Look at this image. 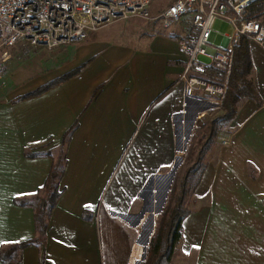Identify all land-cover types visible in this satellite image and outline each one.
<instances>
[{
  "label": "crops",
  "instance_id": "1",
  "mask_svg": "<svg viewBox=\"0 0 264 264\" xmlns=\"http://www.w3.org/2000/svg\"><path fill=\"white\" fill-rule=\"evenodd\" d=\"M170 33L176 35V50L165 51L159 76L164 83L152 93L142 49L102 34L78 41L75 53L56 73L0 93V241L16 243L35 235L32 208L13 200L38 191L51 159L26 157L24 149L53 148L70 125L78 123L67 146L63 190L48 219L46 242L43 247L26 246L21 264H141L145 259L159 211L148 233L150 200L158 201L165 173L160 172L166 160L164 137L170 130L165 122L186 112L192 101L207 99L183 95L177 80L182 63L178 32ZM166 34H162L165 40L171 37ZM260 51L264 49L259 44L250 42L251 76L262 105L241 101L235 122L264 113ZM81 63L75 75L47 92L11 101ZM170 84L166 95L155 100ZM221 178L218 184L229 187L212 188L210 207L184 218L182 238L170 264H264V190L246 191L235 181L243 182L244 177ZM252 198L258 201L253 207L245 202ZM84 210L88 219L82 218ZM4 244L9 243L0 247Z\"/></svg>",
  "mask_w": 264,
  "mask_h": 264
},
{
  "label": "rangeland",
  "instance_id": "2",
  "mask_svg": "<svg viewBox=\"0 0 264 264\" xmlns=\"http://www.w3.org/2000/svg\"><path fill=\"white\" fill-rule=\"evenodd\" d=\"M170 1L151 0L148 9L152 14L158 13ZM181 24H184V21L164 28L157 20L128 15L114 18L91 32L86 38L102 34L112 41H117V43H129L141 48L140 57L144 61V67L147 66L148 68L149 90L152 93L155 88L161 87V83H164V79L159 77L163 66V55L166 50H176V35L170 32L177 29ZM166 32L171 37L165 36L167 38L165 40L162 34ZM229 32H231V25L225 19L216 17L213 21L209 41L220 44L223 34ZM77 42H69L73 43L70 46L67 43L54 48L28 45L13 46L12 56L4 63L5 71L0 73V93L16 90L25 84H32L36 79L61 70L59 66L66 58H70L75 53L74 49ZM66 46H69L71 50H66ZM263 52L260 51L264 63ZM200 58L208 61L205 56L200 55ZM220 101L221 99L192 101L188 109H185L186 112H180L173 118L170 116L165 122V129L169 128L170 130L169 135L164 137L166 139V160L163 171L160 172L169 173L163 182V188L167 183H169V187L164 199L162 200L160 197L157 199V204H153L154 207L161 205L155 217V226L158 214L169 201V193L173 183L193 162V156L190 157L188 149L195 145L196 138L200 136L197 129H203L211 120L223 113ZM234 117L221 127L213 140V145L201 161L203 173L200 182L194 191L189 193L185 201L189 210L188 215L210 207L212 188L219 191V189L224 188L222 185L229 187L227 184H218L222 179L221 177L228 175L244 177L243 182L241 180L235 181L243 184L246 191L259 193V191L264 190V184L255 183L258 180H264V113L256 118H252L254 116L251 113L240 122H235L236 117ZM262 125L263 128L261 129ZM176 135L181 137V141H179L180 138L177 141ZM230 162L232 164H229ZM210 179L211 182H209ZM213 179H217V184H212ZM251 180L254 182L253 184ZM245 202L251 207L258 204V201L253 198Z\"/></svg>",
  "mask_w": 264,
  "mask_h": 264
},
{
  "label": "built area",
  "instance_id": "3",
  "mask_svg": "<svg viewBox=\"0 0 264 264\" xmlns=\"http://www.w3.org/2000/svg\"><path fill=\"white\" fill-rule=\"evenodd\" d=\"M151 0H0V73L15 45L54 48L82 41L117 17L135 15L177 29L182 55L177 80L186 97L221 99L226 89L233 47L241 36L264 49V0H171L158 13ZM225 19L231 32L220 44L209 41L213 21ZM200 55L208 58L205 61ZM185 103H182V105Z\"/></svg>",
  "mask_w": 264,
  "mask_h": 264
},
{
  "label": "trees",
  "instance_id": "4",
  "mask_svg": "<svg viewBox=\"0 0 264 264\" xmlns=\"http://www.w3.org/2000/svg\"><path fill=\"white\" fill-rule=\"evenodd\" d=\"M1 35L2 29L0 26ZM82 65L83 63L36 85L35 88L15 96L11 101L17 102L47 92L56 87L61 81L75 75ZM252 66L249 39L241 36L233 47L232 63L225 76L226 89L220 101L223 113L211 120L203 129H197L200 136L196 138L195 145L188 149L190 157L193 156V162L187 166L184 173L173 183L169 193V201L158 214L154 232L146 247L145 259L141 264L171 263L175 247L182 238V222L189 213L185 204L186 197L194 191L200 182L203 173L201 161L213 145L214 138L221 127L235 116L237 107L241 101L252 100L257 107L262 105L257 84L251 76ZM170 88L171 84L167 85L155 97V100L163 98ZM77 125V121H74L63 133L59 145L53 148L45 151L24 149L26 157L46 156L51 159V165L44 183L35 194L15 197L13 200L18 206L32 208L35 235L20 242L2 245L0 247V261L2 264H21L22 250L26 246L35 245L43 247L45 244L48 219L63 190L60 188V181L67 164V146ZM87 213L88 211L84 210L82 218L88 219Z\"/></svg>",
  "mask_w": 264,
  "mask_h": 264
},
{
  "label": "water",
  "instance_id": "5",
  "mask_svg": "<svg viewBox=\"0 0 264 264\" xmlns=\"http://www.w3.org/2000/svg\"><path fill=\"white\" fill-rule=\"evenodd\" d=\"M179 141H181V137H180V139H179ZM169 175V173H164L163 174V182L165 181V179L167 178V176ZM164 186L162 185V188H161V190L159 191V198L161 197V199L163 200L164 199V197H165V195H166V190L168 189V187H169V183H167L166 184V186H165V188H163ZM154 203H156L157 204V201L156 202H153V200L151 199L150 200V205H149V215H148V225H149V231H148V233H150V230L153 228V226H154V221H153V217H154V213L158 210V209H160V207H161V205H159V206H156V207H154L153 206V204ZM148 233L146 234V236H145V241H147L148 240ZM143 257H144V254H143ZM138 264H139V262H138Z\"/></svg>",
  "mask_w": 264,
  "mask_h": 264
},
{
  "label": "snow or ice",
  "instance_id": "6",
  "mask_svg": "<svg viewBox=\"0 0 264 264\" xmlns=\"http://www.w3.org/2000/svg\"><path fill=\"white\" fill-rule=\"evenodd\" d=\"M86 207H88V206L86 205ZM0 243H12V242H10V241H0ZM194 247H196V246L194 245Z\"/></svg>",
  "mask_w": 264,
  "mask_h": 264
},
{
  "label": "bare ground",
  "instance_id": "7",
  "mask_svg": "<svg viewBox=\"0 0 264 264\" xmlns=\"http://www.w3.org/2000/svg\"><path fill=\"white\" fill-rule=\"evenodd\" d=\"M140 253H141V251L139 252V254H138V255H140Z\"/></svg>",
  "mask_w": 264,
  "mask_h": 264
}]
</instances>
